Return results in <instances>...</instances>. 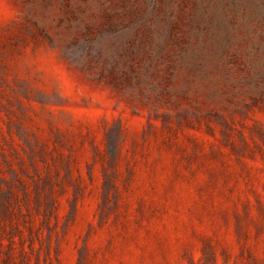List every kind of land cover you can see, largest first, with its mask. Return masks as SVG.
Here are the masks:
<instances>
[{
  "label": "rangeland",
  "instance_id": "obj_1",
  "mask_svg": "<svg viewBox=\"0 0 264 264\" xmlns=\"http://www.w3.org/2000/svg\"><path fill=\"white\" fill-rule=\"evenodd\" d=\"M0 264H264V0H0Z\"/></svg>",
  "mask_w": 264,
  "mask_h": 264
}]
</instances>
